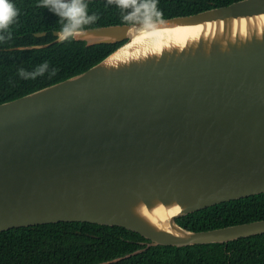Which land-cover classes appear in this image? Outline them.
Masks as SVG:
<instances>
[{
  "label": "water",
  "instance_id": "1",
  "mask_svg": "<svg viewBox=\"0 0 264 264\" xmlns=\"http://www.w3.org/2000/svg\"><path fill=\"white\" fill-rule=\"evenodd\" d=\"M75 39L121 44L0 103V232L82 221L125 227L147 247L263 234L264 219L193 230L177 218L264 192V0Z\"/></svg>",
  "mask_w": 264,
  "mask_h": 264
},
{
  "label": "trees",
  "instance_id": "2",
  "mask_svg": "<svg viewBox=\"0 0 264 264\" xmlns=\"http://www.w3.org/2000/svg\"><path fill=\"white\" fill-rule=\"evenodd\" d=\"M238 0H154L152 19L189 15L228 5ZM19 15L0 41V103L23 96L81 73L115 50L121 42L87 45L70 38L37 48L17 46L45 44L62 29L60 17L39 6L41 0H12ZM89 15L97 20L84 28L143 21H126L131 9H121L108 0H86ZM46 31L37 36L36 32ZM9 32L11 38L8 39ZM47 62L48 69L35 79L23 78L20 70L35 72ZM53 70L55 74L53 75ZM264 219V192L221 202L177 218L193 230H205ZM148 239L121 226L82 221H60L14 227L0 232V264H97L119 256L139 253L108 264H264V233L228 243L177 247H147Z\"/></svg>",
  "mask_w": 264,
  "mask_h": 264
},
{
  "label": "clouds",
  "instance_id": "3",
  "mask_svg": "<svg viewBox=\"0 0 264 264\" xmlns=\"http://www.w3.org/2000/svg\"><path fill=\"white\" fill-rule=\"evenodd\" d=\"M108 3H115L121 9H131L124 16L126 21L143 17V22L148 23L151 14L155 10L154 0H108ZM39 6L48 8L60 17L62 29L59 37L61 40H68L80 36L85 25L92 24L97 20L95 15H89L86 0H41ZM18 15L19 10L12 0H0V41L5 40V36L2 33L8 32ZM7 38H11L10 32ZM47 69L48 64L45 62L38 66L36 71L32 73H27L21 69L20 75L26 79H35L37 76L43 75ZM52 74H55V70H53Z\"/></svg>",
  "mask_w": 264,
  "mask_h": 264
},
{
  "label": "bare ground",
  "instance_id": "4",
  "mask_svg": "<svg viewBox=\"0 0 264 264\" xmlns=\"http://www.w3.org/2000/svg\"><path fill=\"white\" fill-rule=\"evenodd\" d=\"M165 31H167V29H160V30H158V33H162V32H165Z\"/></svg>",
  "mask_w": 264,
  "mask_h": 264
}]
</instances>
